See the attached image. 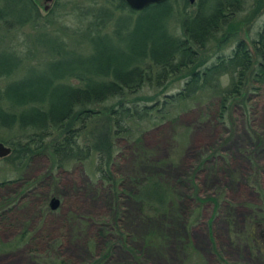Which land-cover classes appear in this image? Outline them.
I'll list each match as a JSON object with an SVG mask.
<instances>
[{
  "label": "rangeland",
  "instance_id": "1",
  "mask_svg": "<svg viewBox=\"0 0 264 264\" xmlns=\"http://www.w3.org/2000/svg\"><path fill=\"white\" fill-rule=\"evenodd\" d=\"M109 1L55 0L49 15L41 6L36 8L38 24H11L7 30L0 20V55L9 50L21 58L12 78L46 73L51 60L60 57L52 52L59 48L54 36L67 48L88 51L87 28L92 27L95 11L105 20V13L97 9L114 6ZM171 2L179 10L183 0ZM258 3L264 5V0H243L244 10L236 18L234 38L244 39L251 50V40L264 22V8L253 13ZM0 4L11 23L17 20L13 10L26 7L21 0ZM112 22L106 18L102 31H109ZM171 25L173 32L181 33ZM224 47L222 52L229 53L233 40ZM5 81L0 79V86ZM182 84L183 80L172 82L162 93ZM155 91L143 93L151 97ZM249 96L248 109L244 112L236 104L226 125L214 120L215 107L209 114L195 108L182 113L176 123L149 131L139 147L117 140L113 173L123 185L115 200L110 199L108 185L95 177L94 158L55 169L45 152L21 171L8 155L1 157L0 182L7 181V186L0 188V199L8 196L7 202H12L20 190L27 192L17 199V210L0 220V240H12L25 228L36 240L0 253V264H264V229L258 228L254 239L251 235L254 220L264 215V92ZM89 126L90 142L96 143L108 129V118L100 116ZM174 129L180 139L174 138ZM14 136L13 131H0V137ZM203 159L208 160L202 163ZM256 169L257 180L250 183ZM146 170L160 172L178 194L167 223L162 217L142 215L146 210L140 212L124 193L129 178ZM51 198L59 201L54 210L49 207ZM99 228L105 238L96 237Z\"/></svg>",
  "mask_w": 264,
  "mask_h": 264
},
{
  "label": "trees",
  "instance_id": "2",
  "mask_svg": "<svg viewBox=\"0 0 264 264\" xmlns=\"http://www.w3.org/2000/svg\"><path fill=\"white\" fill-rule=\"evenodd\" d=\"M21 1L26 7L13 10L15 23L0 4V20L6 30L11 24L39 23L36 0ZM110 2L114 6L97 9L105 13V20H100L95 11L92 27L87 28L84 41L88 51L67 48L63 39L53 37L59 48L52 52L60 57L51 60L46 73L28 72L12 78L21 58L9 50L0 55V79L6 80L0 86V131L16 133L14 137H0V141L11 148L7 158L21 171L45 152H49L55 169L94 158L95 177L108 185L110 199L115 200L123 185V179L113 173L117 140L139 147L149 131L176 123L182 113L195 108L209 114L215 107L214 120L226 125L236 104L245 112L252 100L249 94L264 92V22L251 40V50L244 39L234 38L238 31L236 18L244 10L243 0H195L192 4L183 0L179 10L171 0H163L139 11L123 0ZM262 8L261 3L256 5L255 16ZM115 11L118 14L113 17ZM109 17L113 20L111 29L103 32ZM174 23L180 34L171 29ZM229 40H233V47L224 53ZM180 80L183 84L176 91L162 93L167 85ZM144 89L156 91L150 97L144 95ZM104 115L108 129L92 143L89 125ZM178 131L174 129L176 139L181 138ZM255 172L250 183L257 180L258 169ZM132 176L124 188L125 195L136 201L140 212L146 210L142 215L169 222L167 217L175 210L173 197L178 195L173 194L171 184L164 182L158 171L146 170ZM6 182H0V188L7 186ZM7 198L0 199L1 221L12 209L17 210L18 198L12 202ZM39 208L43 211L47 206ZM253 223L254 239L258 228L264 229V215ZM96 235L106 237L100 228ZM35 240L25 228L12 240H0V253Z\"/></svg>",
  "mask_w": 264,
  "mask_h": 264
},
{
  "label": "water",
  "instance_id": "3",
  "mask_svg": "<svg viewBox=\"0 0 264 264\" xmlns=\"http://www.w3.org/2000/svg\"><path fill=\"white\" fill-rule=\"evenodd\" d=\"M44 1V10H48V8L51 6V4L53 3V0H43ZM128 7H130L133 10L139 11L144 9L145 7H147L150 4H154V3H159L162 2L163 0H123ZM195 0H189V2L192 4L194 3ZM11 152V148L0 142V158L1 157H5L7 155H9ZM59 204V201L55 198H51L50 202H49V207L50 209L54 210L57 208Z\"/></svg>",
  "mask_w": 264,
  "mask_h": 264
},
{
  "label": "flooded vegetation",
  "instance_id": "4",
  "mask_svg": "<svg viewBox=\"0 0 264 264\" xmlns=\"http://www.w3.org/2000/svg\"><path fill=\"white\" fill-rule=\"evenodd\" d=\"M55 2V0H53V3ZM36 3L38 6H41L44 10V1L43 0H36ZM45 13H47V11L44 10Z\"/></svg>",
  "mask_w": 264,
  "mask_h": 264
}]
</instances>
